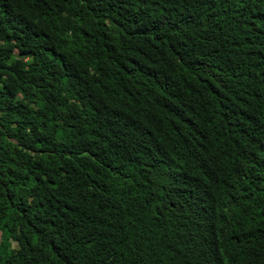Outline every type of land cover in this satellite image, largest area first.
Segmentation results:
<instances>
[{
  "label": "trees",
  "instance_id": "1",
  "mask_svg": "<svg viewBox=\"0 0 264 264\" xmlns=\"http://www.w3.org/2000/svg\"><path fill=\"white\" fill-rule=\"evenodd\" d=\"M0 264H264V0H0Z\"/></svg>",
  "mask_w": 264,
  "mask_h": 264
},
{
  "label": "rangeland",
  "instance_id": "2",
  "mask_svg": "<svg viewBox=\"0 0 264 264\" xmlns=\"http://www.w3.org/2000/svg\"><path fill=\"white\" fill-rule=\"evenodd\" d=\"M15 242V240H13V243Z\"/></svg>",
  "mask_w": 264,
  "mask_h": 264
}]
</instances>
